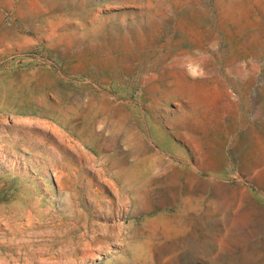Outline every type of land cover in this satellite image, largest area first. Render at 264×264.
Wrapping results in <instances>:
<instances>
[{"label": "rangeland", "instance_id": "374dc122", "mask_svg": "<svg viewBox=\"0 0 264 264\" xmlns=\"http://www.w3.org/2000/svg\"><path fill=\"white\" fill-rule=\"evenodd\" d=\"M0 264H264V0H0Z\"/></svg>", "mask_w": 264, "mask_h": 264}, {"label": "bare ground", "instance_id": "6f19581e", "mask_svg": "<svg viewBox=\"0 0 264 264\" xmlns=\"http://www.w3.org/2000/svg\"><path fill=\"white\" fill-rule=\"evenodd\" d=\"M31 2H32V1H31ZM29 3H30V2H29ZM30 4H31V3H30ZM27 8H28V7H27ZM187 54H188V53H186V55H187ZM186 55H185V56H186ZM189 57H190V56H189ZM192 57H193V56H192ZM175 60H176V59H175ZM180 62H182V61H180ZM194 62H195V59H194ZM194 65H195V64H194ZM173 66H174V65H173ZM203 67H204V66H203ZM195 69H196V68H195ZM199 69H200V68H199ZM178 70H179V69H178ZM195 71H196V70H195ZM197 71H198V70H197ZM60 74H61V73H60ZM200 74H201V73H200ZM158 75H159V74H158ZM209 78H210V77H209ZM88 80H89V79H88ZM91 81H92V80H91ZM209 82H211V81H209ZM209 82H208V83H209ZM92 84H94V83H92ZM202 84H203V83H202ZM94 85H95V84H94ZM209 85H210V84H209ZM178 86H179V85H178ZM190 86H191V83H188V81L185 82V84H183V87H185L186 89L191 88ZM198 86H199V85H198ZM200 86H201V85H200ZM173 87H175V86H173ZM173 87H172V88H173ZM202 87H203V86H202ZM202 87H201V88H202ZM172 88H171V89H172ZM206 88H207V87H206ZM216 88H217V87H216ZM175 89H176V90H175V93H176V91H178L177 89H180V88H177V86H176ZM202 89H203V88H202ZM202 89H201V90H202ZM209 90H210V89H209ZM226 90H227V89H226ZM171 91H172V90H171ZM177 93H178V92H177ZM48 94H49V93H48ZM167 94H168V93H167ZM201 94H204V93H201ZM219 94H220V93H219ZM49 95H50V94H49ZM172 96H173V95H172ZM199 96H200V94H199ZM201 96H202V95H201ZM108 97H109V96H108ZM176 97H177V96H176ZM204 97H205V95H204ZM37 98H38V97H37ZM172 98H173V97H172ZM182 98H183V97H182ZM199 98H200V97H199ZM38 99H39V98H38ZM180 99H181V98H180ZM202 99H203V98H202ZM216 99H218V98H216ZM219 99H220V98H219ZM208 100H209V99H208ZM213 100H214V99H213ZM51 101H52V100H51ZM201 101H202V100H201ZM215 101H216V100H215ZM215 101H214V102H215ZM37 102H38V101H37ZM191 102H192V101H191ZM205 102H206V101H205ZM174 103H175V102H174ZM183 103H184V102H183ZM83 104H84V103H83ZM83 104H82V106H83ZM97 104H98V103H97ZM188 104H190V103H188ZM188 104H186V105H188ZM197 104H198V103H197ZM197 104H196L195 106H197ZM66 105H67V104H66ZM176 105H177V104H176ZM95 106H96V105H95ZM193 106H194V105H193ZM87 107H88V105H87ZM87 107H86V108H87ZM175 107L177 108L178 106H175ZM200 107H201V106H200ZM210 107H211V106H210ZM71 108H72V107H71ZM95 108H96V107H95ZM150 109H151V108H150ZM177 109H178V108H177ZM179 109H180V108H179ZM182 109H183V108H182ZM201 109H202V108H200V110H201ZM206 109H207V108H206ZM56 110H57V109H56ZM153 110H155V109H153ZM200 110H199V111H200ZM210 110H211V109H210ZM191 111H192V109H191ZM191 111H189V112H191ZM202 111H203V110H202ZM78 112H79V111H78ZM169 112H170V110H169ZM185 112H186V111H185ZM192 112H193V111H192ZM55 113H56V112H55ZM82 113H83V112H82ZM173 113H174V112H173ZM206 113H207V112H206ZM211 113H212V112H211ZM27 114H29V113H27ZM33 114H35V113H33ZM174 114H175V113H174ZM199 114H201V113H199ZM202 114H203V113H202ZM204 114H205V113H204ZM212 114H213V113H212ZM20 115H21V114H20ZM73 115H74V114H73ZM75 115H76V114H75ZM80 115H81V114H80ZM30 116H31V115H30ZM76 116H77V115H76ZM164 116H165V115H164ZM164 116H163V117H164ZM167 116H168V115H167ZM169 116H170V115H169ZM171 116H173V115H171ZM183 116H184V115H183ZM39 117H40V116H39ZM204 117H205V115H204ZM26 118H27V116H26ZM34 118H35V117H34ZM42 118H43V117H42ZM70 118H71V117H70ZM80 118H81V117H80ZM82 118H83V117H82ZM207 118H208V117H207ZM22 119H23V118H22ZM29 119H30V117H29ZM29 119H27V121H28ZM38 119H39V118H38ZM44 119H45V118H43V120H44ZM94 119H95V118H94ZM94 119H92V120L94 121ZM165 119H167V118H165ZM197 119H198V118H197ZM205 119H206V117H205ZM20 120H21V119H20ZM24 120L26 121V119H24ZM30 120H31V119H30ZM40 120L42 121V119H40ZM40 120H38V121H40ZM47 120H48V119H47ZM81 120H82V119H81ZM81 120H80V121H81ZM161 120H162V119H161ZM169 120H170V119H169ZM194 120H196V119H194ZM36 121H37V120H36ZM38 121H37V122H38ZM41 121H40V124H41ZM110 121H112V120H110ZM113 121H114V120H113ZM113 121H112V122H113ZM115 121H116V120H115ZM173 121H174V120H172V122H173ZM179 121H182V120L180 119ZM21 122H22V121H21ZM51 122H52V121H50V123H51ZM98 122H99V121H98ZM107 122H109V121H107ZM143 122H144V121H143ZM177 122H178V121H177ZM177 122H176V123H177ZM186 122H187V121H186ZM43 123H44V122H43ZM50 123H49V124H50ZM80 123H81V122H80ZM84 123H85V122H84ZM84 123H83V124H84ZM90 123H91V122H90ZM31 124H32V123H31ZM35 124H36V122H35ZM35 124H33V125H35ZM49 124H48V125H49ZM85 124H86V123H85ZM113 124H114V123H113ZM123 124H124V122H123ZM126 124H127V123H126ZM179 124H180V123H179ZM37 125H38V123H37ZM42 125H43V124H42ZM44 125H45V124H44ZM44 125H43V126H44ZM97 125H98V124H97ZM97 125H96V126H97ZM121 125H122V124H121ZM128 125H129V124H128ZM209 125H210V123H209ZM21 126H22V125H21ZM45 126H46V125H45ZM84 126H85V125H84ZM115 126H117V125H115ZM164 126H165V125H164ZM34 127H35V126H34ZM46 127H47V126H46ZM68 127H69V126H68ZM68 127H67V128H68ZM71 127H72V126H71ZM74 127H75V126H74ZM113 127H114V126H113ZM124 127H126V126H124ZM210 127H211V126H210ZM220 127H221V126H220ZM40 128H41V127H40ZM51 128H52V126H51ZM51 128H50V125H49V129H51ZM75 128H77V127H75ZM56 129H57V128H56ZM102 129H103V128H101V130H102ZM123 129H125V128H123ZM123 129H122V130H123ZM126 129H127V127H126ZM126 129H125V130H126ZM128 129H131V128H128ZM128 129H127V130H128ZM60 130H61V129H60ZM113 130H114V129H113ZM120 130H121V129H120ZM133 130H134V129H133ZM25 131H26V130H25ZM85 131H86V130H85ZM87 131H88V130H87ZM188 131H189V130H188ZM44 132H45V131H44ZM47 132H48V131H47ZM55 132H57V130H56ZM122 132H123V131H122ZM126 132H127V131H126ZM129 132H130V131H129ZM185 132H186V131H185ZM24 133H25V132H24ZM80 133H81V132H80ZM84 133H85V132H84ZM104 133H105V131H104ZM124 133H125V132H124ZM26 134H27V133H26ZM26 134H25V135H26ZM133 134H134V133H133ZM169 134H170V133H169ZM191 134H192V133H191ZM250 134H251V133H250ZM46 135H47V133H46ZM84 135H85V134H82V136H84ZM76 136H77V135H76ZM93 136H94V135H93ZM147 136H148V135H147ZM56 137H57V136H56ZM64 137H65V136H64ZM64 137H63V138H64ZM91 137H92V135H91ZM122 137H123V136H122ZM130 137H131V136H130ZM133 137H134V136H133ZM249 137H250V136H249ZM89 138H90V136H89ZM126 138H127V136H126ZM173 138H174V136H173ZM61 139H62V137H61ZM73 139H74V138H73ZM91 139H93V138H91ZM140 139H141V138H140ZM175 139H176V138H175ZM35 140H36V139H35ZM64 140H65V139H64ZM80 140H81V139H80ZM127 140H128V139H127ZM135 140L137 141V139H135ZM149 140H150V139H148V141H149ZM85 141H86V140H85ZM131 141H132V140H131ZM136 141H135V142H136ZM83 142H84V141H83ZM186 142H187V140H186ZM66 143H68V142H66ZM196 143L198 144L199 142L197 141ZM37 144H38V142H37ZM61 144H62V143H61ZM71 144H72V143H71ZM151 144H152V143H151ZM184 144H186V143H184ZM189 144H190V143H189ZM189 144H188V145H189ZM194 144H195V143H194ZM41 145H42V147H43L44 150H49L48 145H47L44 141L42 142ZM41 145H40V146H41ZM79 145H80V144H79ZM131 145H132V144H131ZM58 146L61 148V145H58ZM75 146H76V145H75ZM153 146H154V145H153ZM191 146H192V145H191ZM85 147H86V146H85ZM120 147H121V146H120ZM131 147H132V146H131ZM139 147H140V146H139ZM65 148H67V147H65ZM99 148H100V147H99ZM191 148H193V147H191ZM199 148H200V147H199ZM61 149H63V148H61ZM67 149H68V148H67ZM67 149H66V150H67ZM97 149H98V148H97ZM129 149L131 150V148H129ZM133 149H134V151H135V148H133ZM136 149H138V148H136ZM202 149H203V148H202ZM94 150H96V149H94ZM94 150H93V151H94ZM115 150H116V149H115ZM130 150H129V151H130ZM52 151H55V153L58 155L59 158H60V157H64V155L61 153V151H60L59 148H56V150H52ZM62 151H63V150H62ZM78 151H80V150H78ZM136 151H137V150H136ZM160 151H161V150H160ZM50 152H51V151H50ZM195 152H196V151H195ZM64 153H65V152H64ZM80 153H81V152H80ZM102 153H103V152H102ZM130 153H131V151H130ZM53 154H54V153H53ZM87 154H89V153L87 152ZM112 154H113V153H112ZM115 154H116V153H115ZM121 154H122V153H121ZM137 154H138V153H137ZM196 154H197V153H196ZM82 155H83V154H82ZM99 155H100V154H99ZM130 155H131V154H130ZM205 155H206V154H205ZM54 156H55V155H54ZM79 156H81V155H79ZM84 156H85V155H84ZM96 156H97V154H96ZM85 157H86V159H87V156H85ZM110 157H112V156H110ZM128 157H129V155H128ZM137 157H138V156H137ZM196 157H197V156H196ZM196 157H195V158H196ZM199 157H200V156H199ZM202 157H203V156H202ZM206 157H207V156H206ZM90 158H91V157H90ZM90 158H89V159H90ZM97 158H98V157H97ZM102 158H103V156H102ZM102 158H100V159H102ZM120 158H121V157H120ZM122 158H123V157H122ZM129 158H130V157H129ZM193 158H194V157H193ZM56 159H58V158H56ZM84 159H85V158H84ZM112 159H113V158H112ZM208 159H209V158H208ZM76 160H77V159H76ZM92 160H93V159H92ZM105 160H106V159H105ZM108 160H110V159H108ZM116 160H117V162H118V159H117V158H116ZM135 160H136V159H135ZM166 160H168V159H166ZM169 160H170V159H169ZM179 160H180V159H179ZM181 160H182V159H181ZM184 160H185V159H184ZM196 160H197V159H196ZM101 161H102V160H101ZM170 161H171V160H170ZM193 161H194V159H193ZM204 161H206V159H205ZM86 162H87V161H86ZM89 162H90V161H89ZM110 162H111V161H110ZM110 162H108V163H110ZM167 162H168V161H167ZM206 162H207V161H206ZM90 163H91V162H90ZM111 163H112V162H111ZM172 163H173V162H172ZM188 163H189V162H188ZM200 163H201V162H200ZM203 163H204V162H203ZM207 163H208V162H207ZM58 164H59V162H58ZM82 164H83V161H82ZM88 164H89V163H88ZM100 164H102V163H100ZM127 164H128V163H127ZM165 164H166V163H165ZM173 164H174V163H173ZM211 164H212V163H211ZM77 165H79V164H77ZM104 165H105V164H104ZM115 165H116V164H115ZM156 165H158V164H156ZM197 165H198V164H197ZM208 165H209V164H208ZM83 166H84V165H83ZM89 166H90V165H89ZM99 166H100V165H99ZM110 166H111V164H110ZM110 166L108 167L109 169L111 168ZM84 167H85V166H84ZM112 167H115V166H112ZM165 167H166V166H165ZM194 167H195V166H194ZM216 167H217V166H216ZM218 167H219V166H218ZM218 167H217V168H218ZM82 168H83V167H82ZM116 168H117V167H116ZM122 168H123V165H122ZM127 168H128V167H127ZM199 168H200V167H199ZM87 170H90V169L88 168ZM93 170L96 171V169H93ZM97 170H100V167H97ZM101 170H102V169H101ZM118 170H119V169H117V171H118ZM205 170H206V169H205ZM117 171H115V172L117 173ZM157 171H158V170H157ZM249 171H250V170H249ZM249 171H248V172H249ZM88 172H89V171H88ZM170 172H171V170H170ZM96 173H97V172H96ZM150 173H151V171H150ZM165 173H166V172H165ZM185 173H186V172H185ZM203 173H204V172H203ZM56 174H57V173H56ZM79 174H80V173H79ZM79 174H78V175H79ZM93 174H94V172H93ZM104 174H105V173H104ZM162 174H163V171H162ZM78 175H77V176H78ZM106 175H107V174H106ZM113 175H114V174H113ZM182 175H183V174H182ZM187 175H188V174H187ZM56 176H57V175H56ZM103 176H104V175H103ZM123 176H124V175H123ZM101 177H102V175H101ZM106 177H107V176H106ZM233 177H235V176L233 175ZM168 178L171 179V176L168 177ZM187 178H188V176H187ZM195 178H196V177H195ZM201 178H202V177H201ZM208 178H209V177H208ZM214 178H216V177H214ZM103 179H104V177H103ZM217 179H218V178H217ZM219 179H220V178H219ZM221 179H222V178H221ZM101 180H102V179H101ZM104 180H105V179H104ZM114 180H115V179H114ZM182 180H183V179H182ZM185 180H186V179H185ZM191 180H192V179H191ZM194 180H196V179H194ZM223 180H224V179H223ZM166 181H169V180L167 179ZM170 181L172 182V180H170ZM175 181H176V180H175ZM183 181H184V180H183ZM187 181H188V180H187ZM196 181H197V180H196ZM207 181H208V180H207ZM73 182H74V181H73ZM95 182H96V181H95ZM109 182L111 183V181H109ZM109 182H108V183H109ZM122 182H123V181H122ZM146 182H147V181H146ZM148 182H149V181H148ZM148 182H147L146 185H148ZM171 182H170V184H172ZM201 182H202V180H201ZM204 182H205V181H204ZM216 182H217V181H216ZM219 182H220V181H219ZM100 183H101V182H100ZM112 183H113V182H112ZM117 183H118V182H117ZM117 183H116V184H117ZM165 183H167V182H165ZM188 183H189V182H188ZM213 183H214V182H213ZM73 184H74V183H73ZM103 184H104V183H103ZM106 184H107V183H106ZM116 184H115V185H116ZM118 184H119V183H118ZM128 184H129V183H128ZM174 184H175V183H174ZM177 184H178V183H177ZM184 184H185V183H184ZM133 185H134V184H133ZM157 185H158V184H157ZM160 185H161V183H160ZM187 185H188V184H187ZM201 185H202V184H201ZM201 185H200V186H201ZM203 185H204V184H203ZM219 185H220V184H218V186H219ZM70 186H71V185H70ZM120 186H121V185H120ZM161 186H162V185H161ZM163 186H164V185H163ZM172 186H173V185H172ZM189 186H191V185H189ZM209 186H210V185H209ZM213 186H214V185H213ZM218 186H217V187H218ZM85 187H86V186H85ZM93 187H94V186H93ZM105 187H106V186H105ZM167 187H168V186H167ZM194 187H195V186H194ZM198 187H199V186H198ZM211 187H212V186H211ZM111 188H112V187H111ZM206 188H207V187H206ZM85 189H86V188H85ZM109 189H110V188H109ZM109 189H108V190H109ZM113 189H114V187H113ZM200 189H201V188H200ZM218 189H219V188H218ZM146 190H147V189H146ZM146 190H145V191H146ZM169 190H170V189H169ZM113 191H114V190H113ZM132 191H133V190H132ZM218 191H219V190H218ZM109 192H110V190H109ZM135 192H136V191H135ZM169 192H170V191H169ZM110 193H111V192H110ZM124 193H125V192H124ZM124 193H122V194H124ZM128 193L130 194V190H129ZM132 194H133V193H132ZM139 194H140V193H139ZM202 194H203V193H202ZM120 195H121V194H120ZM133 195H134V194H133ZM199 195H200V194H199ZM90 196L93 197V198L96 196V193H95L94 190H91V191H90ZM200 196H202V195H200ZM107 197H108V196H107ZM120 197H121V196H120ZM125 197H126V195H125ZM133 197H134V196H133ZM135 197H136V196H135ZM135 197H134V198H135ZM141 197H143V196H141ZM114 198H115V197H114ZM78 199H79V198H78ZM135 199H136V198H135ZM141 199H142V198H141ZM147 199H148V198H147ZM151 199H152V198H151ZM65 200H66V199H65ZM89 200H90V199H89ZM114 200H115V199H114ZM184 200H186V198H185ZM132 201H133V200H132ZM132 201H131V202H132ZM138 201H139V199H138ZM152 201H153V200H152ZM63 202H64V201H63ZM65 202H66V201H65ZM90 202H91V201H90ZM188 202H189V201H188ZM188 202H187V203H188ZM133 203H134V202H133ZM133 203H132V204H133ZM140 203H141V202H140ZM140 203H137L138 206L140 205ZM90 204H91V203H90ZM127 204H128V202H127ZM132 204H131V205H132ZM66 205H68V203H67ZM91 205H93V204H91ZM133 206H134V205H133ZM94 207H95V206H94ZM94 207H93V208H94ZM119 207H120V206H119ZM91 208H92V207H91ZM143 208H144V207H143ZM169 208H170V207H169ZM116 210H117V209H116ZM123 210H124V209H123ZM237 210H238V209H237ZM113 211H114V210H113ZM160 211H161V210H160ZM176 211H177V210H176ZM97 212H98V211H97ZM114 212H115V211H114ZM92 213H93V212H92ZM104 213H105V212H104ZM122 213H123V212H122ZM122 213H121V214H122ZM119 214H120V213H119ZM155 214H156V213H155ZM163 214H164V213H163ZM97 216H98V215H97ZM92 217H93V216H92ZM106 217H107V216H106ZM178 217H179V215H178ZM123 218H124V217H123ZM167 218H168V217H167ZM116 219H117V218H116ZM180 220H181V219H180ZM184 220H186V219H184ZM83 221H84V220H83ZM170 221H171V218H170ZM117 222H118V221H117ZM90 223H91V222H89V224H90ZM87 224H88V223H87ZM142 224H143V223H142ZM172 225H174V224H172ZM95 226H96V225H95ZM95 226H93V227H95ZM178 226H179V225H178ZM99 227H100V226H99ZM115 228H116V227H115ZM126 228H127V227H126ZM138 228H139V227H138ZM138 228H137V230H138ZM113 229H114V228H113ZM93 230H94V229H93ZM126 230H127V229H126ZM183 230H184V229H183ZM91 231H92V230H91ZM94 232H95V231H94ZM141 232H142V231H141ZM107 234H108V233H107ZM139 235H140V234H139ZM128 251H129V250H128ZM128 254H129V253H128Z\"/></svg>", "mask_w": 264, "mask_h": 264}]
</instances>
